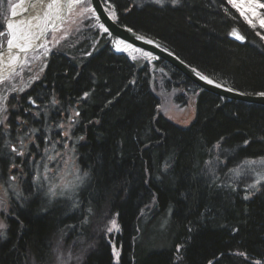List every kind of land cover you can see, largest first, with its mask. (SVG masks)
Masks as SVG:
<instances>
[{
	"label": "trees",
	"instance_id": "trees-1",
	"mask_svg": "<svg viewBox=\"0 0 264 264\" xmlns=\"http://www.w3.org/2000/svg\"><path fill=\"white\" fill-rule=\"evenodd\" d=\"M102 1L118 23L216 82L247 93L264 91V29L250 27L226 0H181L176 6ZM234 26L246 36L243 44L230 39ZM90 33L84 31L65 50L51 51L41 78L12 112L7 139L0 133V181L7 184L9 200L0 264H49L57 236L93 245L81 264H116L113 245L119 264L264 260V194L243 200L244 186L256 179L243 161L257 160L254 167L264 172V106L222 98L166 61H153L166 87L181 91L176 102L186 105L187 96H195L193 120L178 125L158 113L151 65L115 53L108 33ZM75 111L80 115L73 116ZM221 136L226 138L221 149H212ZM21 139L25 154L18 156L10 146ZM245 139L253 142L245 146ZM64 144L74 151L79 175L88 173L72 198L52 196L51 178L43 175L45 163ZM217 155L223 164L215 162ZM209 160L213 165L206 166ZM165 162L171 165L167 170ZM238 165L239 175L229 172ZM111 215L119 229L109 233ZM141 236L158 237L160 246L142 248ZM177 244L184 245L181 253Z\"/></svg>",
	"mask_w": 264,
	"mask_h": 264
},
{
	"label": "rangeland",
	"instance_id": "rangeland-1",
	"mask_svg": "<svg viewBox=\"0 0 264 264\" xmlns=\"http://www.w3.org/2000/svg\"><path fill=\"white\" fill-rule=\"evenodd\" d=\"M18 2L19 0H3V3H0L3 23L6 24L7 22L5 17L9 19L13 11L12 5H16ZM84 6L87 5H77L58 28L48 33L46 41L39 49L27 54L24 62L19 64L14 71L9 72L7 76L0 81V96L7 97L3 102L7 105V113L0 114V117L6 114L8 116L7 123L9 125L7 129H4V127L0 125V133L3 135L4 140L7 139L8 131L11 127L9 119L12 112L19 109L18 101L24 92L41 78L51 51L69 48L71 44H74L79 39V36L82 35L84 31L88 30L91 32L89 37L94 31L98 30L100 34L104 32L103 28L98 24L95 12H89L85 16L77 15L80 8ZM260 11L264 12V9ZM254 23H257L259 27L257 21L254 20ZM4 30L5 29L0 28V31ZM0 43L4 46L6 44V38H0ZM2 48H0V50ZM127 54L132 60L140 64L148 63L154 69L152 88L160 100L158 113L164 115L178 125H189L195 115V96H187L186 105L179 104L176 102L175 98L181 91L171 88L168 89L166 87L162 73L153 67L154 60L151 59L152 56L150 53L142 49H133ZM51 158L52 159H49L45 163L48 169L46 175L45 166L43 167V175L48 177V179L51 178L49 188L56 185L55 191L57 196L72 198L77 189L76 187L73 188V185H77L78 183L76 176L79 175V172L77 173L78 167L76 164V157L71 145L64 144ZM254 175L256 176V174ZM65 184L69 185V187H62ZM7 192V184L0 181V222L4 224H6V218L9 215ZM61 192H63V195H60ZM113 219H115V217L111 215L106 223L107 228L111 226L110 222ZM163 225L159 228L161 232L164 231V228H162ZM4 230L5 229H0V232H4ZM158 240V237L148 238L146 236H141L138 240V245L146 250H151L155 246H160L159 243L161 241ZM92 246V244L88 245L85 240L77 239L69 241L65 240L62 236H57L53 240L52 259L49 264H81L83 257Z\"/></svg>",
	"mask_w": 264,
	"mask_h": 264
},
{
	"label": "snow or ice",
	"instance_id": "snow-or-ice-1",
	"mask_svg": "<svg viewBox=\"0 0 264 264\" xmlns=\"http://www.w3.org/2000/svg\"><path fill=\"white\" fill-rule=\"evenodd\" d=\"M40 3H44V0H39ZM153 2L157 5L160 6H164L166 3H170L172 6H176L178 4H180L181 0H153ZM0 3H3V0H0ZM66 4L68 6V11L72 10L73 5H87L84 7H81L79 12L77 13V15L79 16H85L87 13L95 12V9L92 8L91 5V0H50L49 3H47V11L44 12V19H45V26H54L55 25V20L58 19H62V17L59 15L60 12L63 11V8L61 7V5ZM226 4L229 5L232 9H235L238 13L239 16L252 28H256L257 27V23H254V20L258 22L259 27L261 29H264V12L260 11L262 9H264V2H262V0H226ZM16 7V5H12V8L14 9ZM224 12L226 15L232 17L233 19H235L234 16H232V13L229 11L228 7H224ZM25 11H27V9H25ZM55 12L56 15L55 17H53V15L51 14L52 12ZM12 16L15 17L16 16V12L12 11ZM112 18L115 19L116 18V14L115 12L112 13ZM33 19H36V17H34ZM98 19V17H97ZM5 20L7 21L6 24L3 22H0V28L5 29L4 31H0V38H6V44L7 47L9 49V51H11L12 48H19V50L21 52H25L27 51V47L30 46V40L32 38L35 39H39V36H36L35 33H28V32H22L21 29L24 26V21H15L13 22L11 19H8L7 17H5ZM48 21H51V25L48 24ZM29 25L31 23V21L28 22ZM37 27H39V25H37ZM101 28H103L104 32H108V28L104 27L103 24L100 25ZM44 29H41V34H43ZM129 32L132 31L131 28L128 29ZM230 35H232L235 39L243 41L245 40V36L241 35L240 32L233 28L232 31L229 33ZM140 39H143V37H138ZM264 38V37H262ZM25 41L24 46H21L20 43H18V41ZM118 43H122V41L118 42ZM148 43H152L151 40L148 41ZM157 47H159V45H156ZM3 47V44L0 43V48ZM128 47H131V45H128ZM119 50V49H118ZM3 56V52H0V57ZM10 59L12 61H14L16 59V56L13 55L10 57ZM193 71H195V69H193ZM196 75H198L200 77L201 80H205L208 84H213L214 81L212 79H210L209 77L201 74L200 72H196ZM216 87H221V84H216ZM22 90V89H21ZM227 91L232 92V91H236L235 88L233 87H229L227 88ZM249 93H243L240 92L239 95H246ZM90 94L88 92H85L83 94V98H87ZM255 95L264 98V91H259L256 92ZM7 99L6 96H0V114H4L7 113V105L4 104L3 102ZM30 102L35 105L36 101L32 100L31 98ZM53 104H57L59 103V101L53 99L52 100ZM80 113L78 111H75L73 113V116H79ZM72 118H70L71 120ZM8 116L2 115V117H0V125H2L4 127V129H7L9 127L8 123ZM26 123V121L24 122ZM61 128L64 127V125H60ZM69 129L72 127V123H69L68 125ZM33 132H35L36 130H32ZM65 137H69L70 138V134L69 132H65L64 133ZM79 139H84L83 137H79ZM261 139H264V137H261ZM226 140L225 137L221 136L214 145H212V149H221V145L222 142H224ZM253 141L250 139H245L243 141V144L245 146L249 145L250 143H252ZM23 140H20V145H16V144H12L10 146V151L12 153H15L18 156H23L25 153L20 150L23 147ZM212 149H209V152L212 151ZM52 159V158H50ZM214 160L217 164H223V161L220 160L219 156H215ZM257 160L255 159H245L243 161V165L245 167H248L252 172L256 173V179L249 184H246L244 186V195H243V200L246 202L251 201L258 193L260 194H264V172H260L257 171L256 168L254 167L257 164ZM260 162L262 163V166H264V157L260 158ZM206 166H211L213 165V161L209 160L206 161ZM12 167H16L15 164L12 165ZM171 165L168 162H165L164 164V169L167 170L168 168H170ZM48 169L47 166L45 165V175L47 173ZM209 172H212L213 175L215 176V168L214 167H209L208 168ZM79 172V169H77V173ZM230 173H233L235 175H239L240 173V166L238 165L237 168H233V169H229ZM88 176V173L85 172L83 173L82 176L77 175L76 176V180L79 182V184H82L84 182V178ZM12 180H16L15 176L10 177ZM37 179H39V175L37 176ZM215 179L218 180L219 176H215ZM79 184L77 185H73V188L78 187ZM229 188H231L232 191H236V188L233 184H227L225 185ZM57 186L53 185L52 187H50L48 189V191L51 193L52 196H56L57 193L55 191V188ZM62 187H69V185L65 184ZM60 195H63V192L60 193ZM111 226L108 227L106 230L107 232L111 233L114 230H118L119 226L116 222L115 219H113L111 222ZM8 226L6 224H4L3 222H0V229H5ZM233 231H238V229L234 228ZM5 236V233L0 232V238H3ZM184 248V245L182 244H177L176 245V252L177 253H181V250ZM113 256L116 260V264H119V258H120V252L119 250L116 248L115 245H113ZM237 255H241L244 256L246 259H248L247 253L245 252H238L236 253ZM177 261H181L183 259L182 255H178L176 257ZM209 264H211V262H209ZM252 264H264V260L262 259H256L255 261L252 262Z\"/></svg>",
	"mask_w": 264,
	"mask_h": 264
},
{
	"label": "water",
	"instance_id": "water-1",
	"mask_svg": "<svg viewBox=\"0 0 264 264\" xmlns=\"http://www.w3.org/2000/svg\"><path fill=\"white\" fill-rule=\"evenodd\" d=\"M38 1L39 0H19V2L16 3V7L13 9V11L16 8H20L22 5H24V6L30 5L31 6L32 3H35ZM46 1L47 0H44V3ZM42 4H40V6ZM91 7L95 9L96 17H98V24L99 25L103 24L104 27L108 28L107 33L109 34V37H110V47L113 49V51L115 53L127 54V51L119 48L120 43H118V42L122 41V44L131 45L130 49H142V50L150 53L152 56L151 59L154 61H157V60L166 61L169 65H171L173 68H175L177 71L182 73L189 80H191L194 84H196L198 87L202 88L205 91H208L210 93H213L215 95H218V96L225 98V99H228V100H237V101H242V102H246V103L264 106V98L255 95V93H249L246 95H239V93L242 91L236 90V91L229 92V91H227V88H229V87H227L223 84H221L222 85L221 87H216L215 85L220 84V83L214 81L213 79H212L214 81L213 84H208L205 80H201L200 77L198 75H196V72H200L201 74L205 75L204 73H202L201 71H199L195 67H192L191 65H189L188 63L183 61L181 58H179L176 54H174L168 48L162 46L161 44L157 43L156 41H154V40H152L146 36H143L142 34L135 32L134 30L129 32L128 27L121 25L115 19L112 18V15L108 12V10L106 9L102 0H91ZM63 21H59L56 25H54L48 31V33L52 32L54 29L58 28V26ZM233 28L237 29L241 35H244V33L242 32V30L239 27L234 26ZM138 37H143V39H140ZM229 37H230V39H232L236 42H239L241 44H243L246 41V36H245V40H243V41L235 39L230 34H229ZM149 40H151L152 43H148ZM45 41H46V39H45ZM5 45L0 50V52H3L5 50ZM156 45H159V47H157ZM29 53H31V51H29ZM29 53H27V54H29ZM15 69H16V67H14L13 70H10V72L14 71ZM193 69H195V71H193ZM8 73L0 76V81L3 80L7 76ZM243 93H247V92H243Z\"/></svg>",
	"mask_w": 264,
	"mask_h": 264
},
{
	"label": "bare ground",
	"instance_id": "bare-ground-1",
	"mask_svg": "<svg viewBox=\"0 0 264 264\" xmlns=\"http://www.w3.org/2000/svg\"><path fill=\"white\" fill-rule=\"evenodd\" d=\"M50 0H47L45 3H39L35 2L32 3L31 6H24L22 5L20 8H16L14 11L16 12V16L13 17L12 14L10 15L9 19H11L13 22L15 21H24V26L21 29L22 32H28V33H35L36 36H39V39L32 38L30 40V46L27 47V51L21 52L19 48H12L11 51H9L7 44L5 45V50L3 51V56L0 57V76L10 72V70H13L14 67H17L19 64L24 62L26 59L27 53L29 51H35L39 49L42 44L45 42V39L48 35V31L53 26H45V19H44V12L47 11V3H49ZM40 4H42L40 6ZM77 5H73L72 10L68 11V6L66 4L61 5L63 8V11L59 13V15L62 17V19L55 20V25L59 21H63L66 19L69 13H71ZM27 9V11H25ZM53 17H55L56 13L53 11L51 13ZM36 17V19H33ZM29 21H31L29 25ZM48 24L51 25V21H48ZM39 25V27H37ZM41 29H44L43 34H41ZM18 43L21 44V46H24L25 41H18ZM119 48L122 50H125L128 52H131L133 49H130L128 45L119 44ZM15 55L16 59L12 61L10 59L11 56ZM212 79V78H211ZM215 81V80H214Z\"/></svg>",
	"mask_w": 264,
	"mask_h": 264
}]
</instances>
